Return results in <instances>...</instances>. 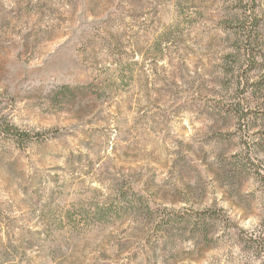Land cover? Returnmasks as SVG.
<instances>
[{
	"label": "rangeland",
	"instance_id": "obj_1",
	"mask_svg": "<svg viewBox=\"0 0 264 264\" xmlns=\"http://www.w3.org/2000/svg\"><path fill=\"white\" fill-rule=\"evenodd\" d=\"M235 10L0 0V264H261L264 54Z\"/></svg>",
	"mask_w": 264,
	"mask_h": 264
},
{
	"label": "trees",
	"instance_id": "obj_2",
	"mask_svg": "<svg viewBox=\"0 0 264 264\" xmlns=\"http://www.w3.org/2000/svg\"><path fill=\"white\" fill-rule=\"evenodd\" d=\"M237 11L232 14V19L235 20L233 26L234 34L236 35L235 47L236 51L241 56L249 61L255 62L260 55L264 54V27L255 21V8L253 5L259 3L261 0H234ZM238 13V14H237ZM237 14V15H236ZM243 16V17H242ZM242 17V18H241ZM240 18L242 20H240ZM8 129H14L12 134L19 139L28 138V134H22L14 125H7ZM203 212L202 214H204ZM261 264H264V251L261 254Z\"/></svg>",
	"mask_w": 264,
	"mask_h": 264
}]
</instances>
